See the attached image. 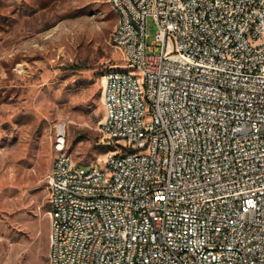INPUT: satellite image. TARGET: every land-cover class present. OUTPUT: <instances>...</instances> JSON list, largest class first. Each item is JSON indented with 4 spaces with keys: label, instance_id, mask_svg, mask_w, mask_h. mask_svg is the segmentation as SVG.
Masks as SVG:
<instances>
[{
    "label": "built area",
    "instance_id": "built-area-1",
    "mask_svg": "<svg viewBox=\"0 0 264 264\" xmlns=\"http://www.w3.org/2000/svg\"><path fill=\"white\" fill-rule=\"evenodd\" d=\"M111 5L109 149L74 163L58 127L49 264H264V0Z\"/></svg>",
    "mask_w": 264,
    "mask_h": 264
},
{
    "label": "rangeland",
    "instance_id": "rangeland-1",
    "mask_svg": "<svg viewBox=\"0 0 264 264\" xmlns=\"http://www.w3.org/2000/svg\"><path fill=\"white\" fill-rule=\"evenodd\" d=\"M111 0H0V264H49L47 177L65 129L74 163L103 162V75L123 67ZM158 27L147 19V42Z\"/></svg>",
    "mask_w": 264,
    "mask_h": 264
}]
</instances>
